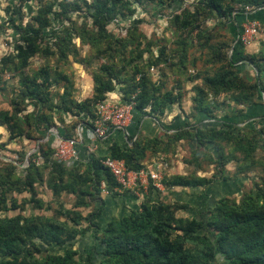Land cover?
Instances as JSON below:
<instances>
[{
  "label": "rangeland",
  "instance_id": "obj_1",
  "mask_svg": "<svg viewBox=\"0 0 264 264\" xmlns=\"http://www.w3.org/2000/svg\"><path fill=\"white\" fill-rule=\"evenodd\" d=\"M83 1L93 2L4 0L7 19L0 23V113L9 114L13 127L0 125L6 131L4 137L0 133V218L18 216L26 229L54 224L77 231L66 246L33 239L43 248L37 258L64 255L72 248L79 262L90 257L99 260L95 251L100 245L94 237L132 209L127 192L115 198L102 192L90 166L79 164L69 171L51 165L53 155L49 154V161L27 169L39 146L40 132L60 125L73 132L76 125L85 123L81 114L76 116L78 104L88 103L94 111L100 98L112 100L111 95H116L122 102L136 95L134 88L142 78L148 90L158 89L154 96L168 91L181 95L173 106L182 113L174 118L185 124L179 131L189 134L175 141L169 136L177 131L163 130L164 137L147 148L153 154L147 157V165L160 157L167 164L164 177L215 176L206 187L158 190L152 203L168 204L177 218L188 219L212 210L220 199L239 205L264 193V92L258 98V87L264 90V24L256 39L243 47L246 60L235 64L238 89L213 93L203 82L220 71L224 57L235 52L238 27L220 17V12L238 11L247 1L221 0L217 11L206 8L201 0H129L110 16L104 32L98 31L92 9ZM43 22L46 27L41 26ZM22 35H28L31 49H37L24 67L16 49L27 47ZM6 58L14 60L7 62ZM26 80L28 88L38 86L36 98L40 100L27 96L28 89L22 84ZM197 88H202V103L212 108V114L197 112ZM226 121L234 124L235 131L231 134L223 128L227 133L218 136L216 149L206 141L194 143L196 125ZM52 184H70L74 191L55 194ZM136 194L138 208L143 196ZM101 203L100 219L90 222L88 218ZM13 204L16 209H11ZM24 236L32 240L29 231Z\"/></svg>",
  "mask_w": 264,
  "mask_h": 264
},
{
  "label": "trees",
  "instance_id": "obj_2",
  "mask_svg": "<svg viewBox=\"0 0 264 264\" xmlns=\"http://www.w3.org/2000/svg\"><path fill=\"white\" fill-rule=\"evenodd\" d=\"M128 1L93 0L90 5H87L84 1L83 3L92 9L93 14L91 16L98 31L104 32L110 16L113 13L115 14L119 6ZM201 1L204 2V5L209 10L220 11L219 3L221 0ZM245 1H247L246 5L241 6L238 11L230 9L226 12H220V17L227 19L229 22L237 21L238 18L246 14V8L256 10L264 6V0ZM41 26L46 27L47 22H43ZM22 38L27 47L17 46L16 49L18 58L22 60L21 65L24 67L28 64L32 55L37 52V49H31V45L28 43L30 41L28 35H22ZM233 49L235 52L231 57H224V64L220 71L214 76H207L203 79L206 87L213 93L232 87L238 89L240 86L235 64L246 59L242 54L243 46L239 41H236V37ZM13 58H6L5 60L11 62L14 60ZM142 79L143 81H139V86L134 88L136 93L134 97V112L142 117L147 116L156 119V115L163 116L168 106L181 101L180 94H173L170 91L154 96L158 89L153 87L148 90L147 81H144V78ZM22 84L27 87V96L30 99L40 100L36 98L38 97V94H36V91H38L37 85L33 84L28 88V80ZM109 88L110 86L105 90ZM196 91L198 96L197 112L202 115L212 114V108L202 103V88H197ZM263 92L264 90L258 87V98H262ZM100 96L102 97V95ZM132 97L128 96L122 102H129ZM103 100L104 98L96 100L94 111L89 108L88 103L78 104L79 112H77L76 116L81 114L84 124L87 127L92 126L96 118V105ZM146 109L149 110L147 111ZM0 125H5L9 128L13 127L11 117L7 112L0 113ZM233 126L234 124L230 121L203 123L201 126L196 125L193 130L194 143L201 144L206 141L214 145L216 149L218 136L221 134L226 135L227 133L223 128H227L233 134L235 131ZM76 128L77 125L71 133L65 131L61 138L69 139L75 137ZM47 130L44 128L40 132V137L37 141L42 139ZM132 135L122 147L113 144L109 148L107 156L87 155L86 158L81 157V160L71 168H67L51 158V165H57L69 171L75 170L79 164L90 166L92 170L91 176L97 180L96 184H98L99 188H101V183L103 182L110 195L114 198L119 197L122 193L114 192L117 184L108 169L102 165V161L106 158L119 159L125 162L129 170H139L143 167L141 161L146 157V152L150 151L147 149L148 146L154 141H158L156 138L150 139L143 136H137L132 141L134 134ZM186 135H189L188 132L182 134L178 130L176 133H172L169 139L180 141ZM130 142L131 145H129ZM239 149H245V147L241 146ZM38 151L42 157V162L39 165L44 163V160L49 161L48 155L52 156L54 153L52 146L47 143H40ZM79 152L81 156V151ZM218 155L220 156V153ZM32 157H34L33 162H31L30 156L27 169L39 166L34 161L38 154L34 153ZM217 163V167L221 166V159H218ZM214 178L215 176L212 179H208L205 177L189 178L175 175L169 178L164 177L162 184L164 188L181 187L193 189L212 184ZM51 188L55 194L62 190L74 191V187L70 184H62L61 186L52 184ZM148 190L158 191L152 186ZM225 201L224 199L218 200L215 208L207 210L205 214L198 213L194 218L184 219L177 218L174 209L170 205L162 202L152 203L149 198H145L141 202L140 207L131 209L127 216L110 221L103 229L102 234L94 237L100 245V248L96 249L95 252L101 258L96 260L90 257L83 262L75 259L77 251L72 248L68 249L64 255L49 254L45 257L37 258L38 255L42 254L43 248L38 247L33 242V239H37L48 245H70L76 238V230H69L66 227L54 224H49L45 227L28 226L26 229L18 216L0 218V264H264V193H261L254 200L250 199L239 205H229ZM38 205L41 207L42 202H39ZM102 205L103 203L88 218L90 222L100 219ZM16 207V204H13L11 209H16ZM74 224L78 225L79 221H74ZM26 230L29 231V237L32 240H27V237L24 236ZM95 230V233L99 232L97 227Z\"/></svg>",
  "mask_w": 264,
  "mask_h": 264
},
{
  "label": "built area",
  "instance_id": "obj_3",
  "mask_svg": "<svg viewBox=\"0 0 264 264\" xmlns=\"http://www.w3.org/2000/svg\"><path fill=\"white\" fill-rule=\"evenodd\" d=\"M246 14L250 12L246 8ZM260 31V23L256 20H249L240 24L239 33L236 41L246 47L251 44ZM134 97L129 102H115L112 100H103L96 105V118L93 125L87 128L86 136L89 140L85 146L87 155L95 154L96 142L106 140L115 130H126L131 124L133 113L135 111ZM56 139L54 146L53 159L67 168L75 166L80 160L79 147L83 144L79 131L76 132V136L69 139H63L52 132ZM40 144V142H39ZM39 146L34 151L38 154L35 163L39 165L42 162V157L39 154ZM102 165L108 169L111 175L114 177L116 187L114 192L124 193L133 192L140 193L146 192L150 186L157 190L164 188L162 180L164 178V170L153 165L150 167H142L139 170H129L125 162L119 159L106 158L102 161ZM102 192L109 195L106 190L105 184L101 183Z\"/></svg>",
  "mask_w": 264,
  "mask_h": 264
},
{
  "label": "crops",
  "instance_id": "obj_4",
  "mask_svg": "<svg viewBox=\"0 0 264 264\" xmlns=\"http://www.w3.org/2000/svg\"><path fill=\"white\" fill-rule=\"evenodd\" d=\"M6 3H4V0H0V23H3L7 19L6 15ZM247 19L249 20H256L260 24H264V9L262 10H256L255 12H249L242 17L238 18L237 21L233 20L232 22L239 27L240 29V24L242 22L246 21ZM238 29V31H239ZM238 32H236V38H237ZM109 99H112V101L115 102H121L120 100L117 99L116 95H111ZM114 99V100H113ZM117 99V100H115ZM174 105V104H173ZM173 105L168 106L165 111L163 116L159 117V120L150 117H142L140 114L134 112L133 113V118L131 124L126 128V130H115L111 136H109L106 140H101L96 142V149H95V154L99 156H107L109 153V148L113 145L116 144L120 147H122L125 143H127L128 138L133 136L132 139L135 140L137 136H143L146 138L149 137H155V138H163V130H168V132H173V131H178L179 129L182 128L184 124L183 120L181 118H174L176 116V113H182L180 108H176ZM177 111V112H176ZM148 118V119H146ZM87 126L85 124L79 123L76 128V132L79 131V134H81L82 142L83 144L80 145L79 151H81V157L86 158L87 152L85 150V146L88 144L89 140L86 136L87 133ZM52 132H56L58 136H62L65 132V129L62 128L60 125L59 127H54V130H48L45 132L44 136L42 137V140H38V143H47L54 148L56 144V139L53 136ZM0 133H2L3 137L6 133L3 127L0 126ZM130 140V139H129ZM131 145V142L129 143ZM153 155L150 152H146V157L141 161V164H143V167L147 166H156L158 168H162L164 171L167 169L166 166L167 164L160 159V157H156L155 155L153 157H156L152 163H149L147 165L146 159L148 156ZM178 188V187H176ZM187 189V188H184ZM129 194V197L127 198V201H129V205L134 209L137 207V202L138 198L134 196L133 192H127ZM141 195L143 196V199L149 198L154 199L155 195L157 194L156 191H149L147 190L146 192H140ZM139 195V194H136Z\"/></svg>",
  "mask_w": 264,
  "mask_h": 264
}]
</instances>
